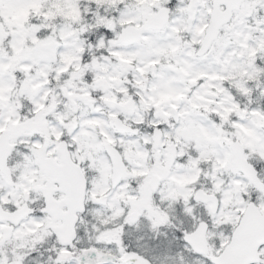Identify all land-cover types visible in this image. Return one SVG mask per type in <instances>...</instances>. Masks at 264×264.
<instances>
[{"label": "snow or ice", "instance_id": "snow-or-ice-1", "mask_svg": "<svg viewBox=\"0 0 264 264\" xmlns=\"http://www.w3.org/2000/svg\"><path fill=\"white\" fill-rule=\"evenodd\" d=\"M0 264H264V0H0Z\"/></svg>", "mask_w": 264, "mask_h": 264}]
</instances>
